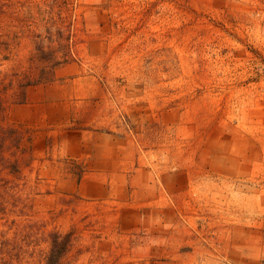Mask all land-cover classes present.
Segmentation results:
<instances>
[{
  "label": "rangeland",
  "instance_id": "rangeland-1",
  "mask_svg": "<svg viewBox=\"0 0 264 264\" xmlns=\"http://www.w3.org/2000/svg\"><path fill=\"white\" fill-rule=\"evenodd\" d=\"M25 83L60 104L44 129L8 120ZM101 133L116 154L80 143ZM118 163L126 188L78 193ZM54 230L63 264H189L190 240L264 231V0H0V264H44Z\"/></svg>",
  "mask_w": 264,
  "mask_h": 264
},
{
  "label": "crops",
  "instance_id": "crops-1",
  "mask_svg": "<svg viewBox=\"0 0 264 264\" xmlns=\"http://www.w3.org/2000/svg\"><path fill=\"white\" fill-rule=\"evenodd\" d=\"M54 69V72H56ZM50 85L37 84L29 85L25 89L24 101L11 104L8 109V120L17 125H22L28 128L44 129L51 125L49 117L51 114H59L61 107L59 102L53 103L48 98V90ZM64 112L68 115V108L64 107ZM61 123L60 119L57 124ZM108 139L112 141L111 149L114 154L117 152V144L110 133L95 134L94 139L91 137L88 140H83L80 143L84 148L93 150H111L101 140ZM66 141L61 142V151L65 150ZM76 155H82L79 151ZM101 160V159H100ZM94 171L104 172L103 168L94 169ZM114 172V176L97 177L91 174H84L76 185V190L82 196H88L84 188L89 186L104 187L105 192L114 187L126 188L127 176L126 168L117 164V167L110 170ZM138 175V169L131 174V178ZM131 180V179H130ZM108 182V186L104 183ZM109 187V188H108ZM110 192V190H109ZM227 243L221 240L220 253L212 251L210 244H205L203 247L192 244L189 241L188 262L189 264H264V231H231ZM231 237V238H230Z\"/></svg>",
  "mask_w": 264,
  "mask_h": 264
},
{
  "label": "trees",
  "instance_id": "trees-1",
  "mask_svg": "<svg viewBox=\"0 0 264 264\" xmlns=\"http://www.w3.org/2000/svg\"><path fill=\"white\" fill-rule=\"evenodd\" d=\"M65 38L67 40L70 39V37H65ZM41 59L44 60L45 62L50 63V67H54L52 68V72H54L56 66L62 64L63 62H66L69 59H72V56L65 55L62 58H57L55 56L49 55L48 57L47 56L41 57ZM25 84H26L25 87L23 88V90H21V101H18V103L23 102L25 99L24 97L25 89L27 86L30 85L29 83H25ZM23 128L28 129V127H23ZM23 130L25 129H21L20 127L18 128L15 126H9V127L5 126L1 128V133L3 134V136L9 137L8 141L12 142L11 144L12 146L13 145L15 146V148L17 149L16 152L18 150L20 152H24L27 149L31 151L29 146L23 144L25 141H28V143L31 145V135L30 134L25 135ZM30 154L28 156L26 165L31 161L32 153L30 152ZM24 160H26L25 157L20 159L18 155H16V157L13 155V158L10 159L8 157L3 156L2 157L3 163L1 166L11 174L19 173L20 164L24 162ZM71 236H72L71 231H68L66 233H60L56 230L49 232L50 245L45 255L44 264H63V258L67 254L70 248Z\"/></svg>",
  "mask_w": 264,
  "mask_h": 264
}]
</instances>
